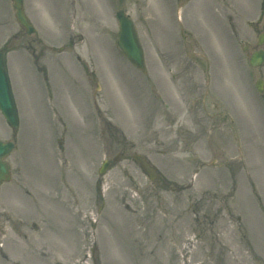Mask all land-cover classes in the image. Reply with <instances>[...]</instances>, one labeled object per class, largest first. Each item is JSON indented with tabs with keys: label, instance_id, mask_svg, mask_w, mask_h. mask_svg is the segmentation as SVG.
Returning <instances> with one entry per match:
<instances>
[{
	"label": "rangeland",
	"instance_id": "rangeland-1",
	"mask_svg": "<svg viewBox=\"0 0 264 264\" xmlns=\"http://www.w3.org/2000/svg\"><path fill=\"white\" fill-rule=\"evenodd\" d=\"M262 1L25 0L40 35L63 28L77 42L80 68L66 48L43 70L30 59L32 80L17 68L26 53L8 46L19 125L6 132L0 264H264V98L253 84L264 65L251 69L241 50L256 46ZM119 9L145 72L116 45ZM34 38L16 43L45 52Z\"/></svg>",
	"mask_w": 264,
	"mask_h": 264
},
{
	"label": "water",
	"instance_id": "water-1",
	"mask_svg": "<svg viewBox=\"0 0 264 264\" xmlns=\"http://www.w3.org/2000/svg\"><path fill=\"white\" fill-rule=\"evenodd\" d=\"M14 9L16 11V18L18 22L25 28L27 33H31L33 28L27 20L22 7V0H13ZM116 19L119 24L117 45L125 54L127 59L138 69L144 71V57L143 50L138 40V36L133 22L128 18L122 10L116 13ZM257 61H253L254 64L260 63L264 54L255 55ZM256 58L253 57L255 60ZM261 83L258 84L259 91ZM0 112L8 122V124L15 128L18 124L17 111L15 107V101L13 99L11 85L7 74L5 56L0 52ZM13 148L12 142L0 141V182L9 179V165L3 160ZM134 158L137 162L149 173L150 178H155V172L152 167L141 157L135 155ZM107 167L104 163L100 173H103Z\"/></svg>",
	"mask_w": 264,
	"mask_h": 264
},
{
	"label": "flooded vegetation",
	"instance_id": "flooded-vegetation-1",
	"mask_svg": "<svg viewBox=\"0 0 264 264\" xmlns=\"http://www.w3.org/2000/svg\"><path fill=\"white\" fill-rule=\"evenodd\" d=\"M259 14L256 20L254 21V27L256 30V38H255V45L252 48H248V46H243V54H245V59L249 64V60L253 53L256 51L262 50L264 52V0L262 1L259 7ZM254 30V31H255ZM249 49V50H248ZM34 52V51H33ZM56 53V52H55ZM54 53V54H55ZM60 51L57 52V55H60ZM264 63L260 66L262 67ZM258 67V68H260Z\"/></svg>",
	"mask_w": 264,
	"mask_h": 264
}]
</instances>
